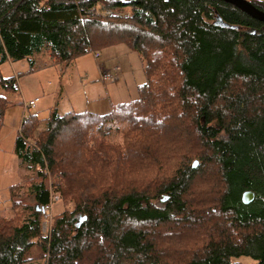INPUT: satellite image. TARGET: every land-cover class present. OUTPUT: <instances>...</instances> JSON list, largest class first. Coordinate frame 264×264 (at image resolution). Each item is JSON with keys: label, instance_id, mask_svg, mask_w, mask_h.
<instances>
[{"label": "trees", "instance_id": "obj_1", "mask_svg": "<svg viewBox=\"0 0 264 264\" xmlns=\"http://www.w3.org/2000/svg\"><path fill=\"white\" fill-rule=\"evenodd\" d=\"M249 1L264 11V1ZM126 10L128 18L121 15ZM119 44L144 64L137 99L113 105L109 114L23 118L14 154L29 175L10 187L14 217L0 218V264H169L160 236L147 226L172 232L174 219L186 225L192 214L198 218L185 196L210 164L223 185L212 209L219 219L207 227L202 250L167 258L242 264L248 257L249 264H264V23L218 0H0V69L23 60L34 68L43 54L68 65ZM19 78L0 71V124ZM185 123L203 152L188 132L180 136ZM155 146L190 151L154 190L109 181L107 164L155 161ZM247 191L255 197L245 204ZM57 193L76 209L57 216L44 235L39 209ZM35 246L39 255L29 257Z\"/></svg>", "mask_w": 264, "mask_h": 264}, {"label": "rangeland", "instance_id": "obj_2", "mask_svg": "<svg viewBox=\"0 0 264 264\" xmlns=\"http://www.w3.org/2000/svg\"><path fill=\"white\" fill-rule=\"evenodd\" d=\"M102 6L104 7V5ZM126 11L125 13H128L129 10ZM96 39L98 37H95ZM35 60L34 68L30 67L28 60H23L6 62L0 69L4 77L20 75L18 79L19 91L13 95H7L13 104L5 109L0 124V218H5V221L12 220L11 218L14 217L10 187L21 183L29 175L14 154V145L23 118L28 119L30 116L36 115L39 119H46L51 111H57L61 115L68 112L109 114L113 105L137 99L138 89L146 81L141 57L124 44L104 49L99 52L98 57L94 52L87 53L68 65L55 64L45 54L36 56ZM102 72L111 73L114 80H103ZM36 99H39L36 107L25 110L24 104ZM180 127H182L180 136H187L186 132H188V136L196 144V150L203 152L201 143L193 134L192 126L185 123L180 124ZM171 137L176 138L179 135L173 134ZM192 145L194 144L192 143ZM151 149L153 154L157 153L155 161L152 160L154 157L150 159L147 156L145 160L137 158L134 163L117 161L114 164H107L105 173L109 174L107 176L110 178L109 181L113 183L111 180L113 176L114 184L118 186L128 184L138 187L141 191L154 190L162 182L160 177L171 175L172 167L180 165V162L184 161L181 156L187 153L185 151L188 147L181 149L180 147H170L166 152L157 149L156 146ZM189 151L190 149H188V153ZM168 154L169 157L166 156ZM195 161L199 163L198 159ZM160 167L162 168L158 171ZM80 179V181L77 179V182L84 184L85 180ZM109 181L106 184H109ZM46 182L51 186L52 177L49 176ZM222 188L217 168L211 164L206 166L189 187L188 194L185 196L186 202L190 207L192 206L191 211L198 213L197 216L202 219L204 225L199 226L198 218L194 219L192 214L189 217L190 225L187 224L189 222L185 225V222L174 219L171 225H168L176 227L172 232H165L162 227H157V229L155 226H147L153 237L159 238L160 236L159 250L161 254L166 255L169 264L175 262V259L167 258L169 256L180 260L187 256L185 252L192 253L203 249L208 237L207 227H214L215 221L219 219L216 214L212 213V209L215 208L214 202L217 201L215 199H218ZM54 197H57L58 200L53 203L50 218L42 219L44 235L49 233L57 216L76 209L75 203L65 200L62 195L57 193ZM22 200L32 201L30 196L23 197ZM156 203L161 205L159 200ZM194 205L196 206L193 207ZM39 253V249L35 246L28 255L37 258ZM239 261L242 264H248L253 260L242 257ZM88 263L89 261L85 260V262L76 264Z\"/></svg>", "mask_w": 264, "mask_h": 264}, {"label": "water", "instance_id": "obj_3", "mask_svg": "<svg viewBox=\"0 0 264 264\" xmlns=\"http://www.w3.org/2000/svg\"><path fill=\"white\" fill-rule=\"evenodd\" d=\"M218 1H224L226 3L234 5L242 12L264 23V11L255 7L249 0H218ZM196 164L197 163H194V165ZM254 197L255 195L252 191H247L243 194L242 200L245 204H248L254 199Z\"/></svg>", "mask_w": 264, "mask_h": 264}, {"label": "built area", "instance_id": "obj_4", "mask_svg": "<svg viewBox=\"0 0 264 264\" xmlns=\"http://www.w3.org/2000/svg\"><path fill=\"white\" fill-rule=\"evenodd\" d=\"M94 11H96V10H94ZM102 12L105 13V15H107V16H110V15H114L115 14L114 12H112L111 10H108V9H104ZM121 15L124 18H128L129 17V14L128 13H123ZM112 78H113V76H112L111 73H109V72H102V79L103 80H109V79H112ZM38 101H39V99L30 101L26 105L27 108H35ZM56 200H58V198L57 197H54L53 200H52V202L49 205L40 206V209H39L40 210V213H41V215L43 216V218L45 220H47V219L50 218L51 209H52V206H53L54 201H56Z\"/></svg>", "mask_w": 264, "mask_h": 264}, {"label": "crops", "instance_id": "obj_5", "mask_svg": "<svg viewBox=\"0 0 264 264\" xmlns=\"http://www.w3.org/2000/svg\"><path fill=\"white\" fill-rule=\"evenodd\" d=\"M262 1H264V0H262ZM249 264V263H248Z\"/></svg>", "mask_w": 264, "mask_h": 264}]
</instances>
